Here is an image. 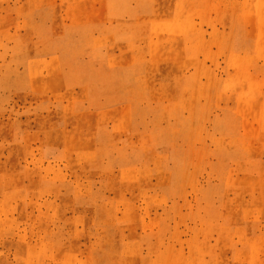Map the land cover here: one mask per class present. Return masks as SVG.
Here are the masks:
<instances>
[{"label":"rangeland","instance_id":"obj_1","mask_svg":"<svg viewBox=\"0 0 264 264\" xmlns=\"http://www.w3.org/2000/svg\"><path fill=\"white\" fill-rule=\"evenodd\" d=\"M0 264H264V0H0Z\"/></svg>","mask_w":264,"mask_h":264}]
</instances>
